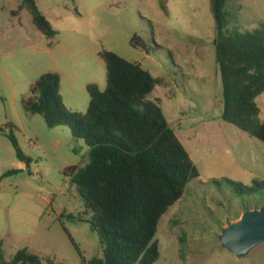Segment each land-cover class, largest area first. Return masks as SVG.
Masks as SVG:
<instances>
[{
    "label": "rangeland",
    "instance_id": "1",
    "mask_svg": "<svg viewBox=\"0 0 264 264\" xmlns=\"http://www.w3.org/2000/svg\"><path fill=\"white\" fill-rule=\"evenodd\" d=\"M57 32L47 37L22 0H0V245L11 261L20 250L43 262L90 264L102 258L100 234L69 167L89 161V147L69 125L48 126L25 110L33 83L60 76L67 111L85 116L87 85L106 88L101 51L139 63L156 79L170 126L198 168L182 198L161 217L154 264H264V243L239 256L221 241L243 214L264 206V143L222 118L223 85L216 62L211 0H35ZM230 30L252 31L264 22V0L229 3ZM139 35L146 49L131 45ZM264 117V93L257 98ZM22 152L21 162L10 140ZM239 193V194H238Z\"/></svg>",
    "mask_w": 264,
    "mask_h": 264
},
{
    "label": "trees",
    "instance_id": "2",
    "mask_svg": "<svg viewBox=\"0 0 264 264\" xmlns=\"http://www.w3.org/2000/svg\"><path fill=\"white\" fill-rule=\"evenodd\" d=\"M232 1L236 0H211L223 85L222 118L264 143V117L259 118L257 103L264 93V22L252 31L230 30ZM22 5L44 35L57 34L35 0H22ZM131 45L146 49L139 35L131 39ZM99 55L106 66V88L87 85L90 100L84 117L67 111L55 72H46L33 83L23 106L29 113L42 115L50 127L69 125L89 147L88 163L69 167L67 174L92 212L88 222L100 234L104 248L103 257L90 264H154L160 256L155 240L159 220L182 198L199 171L168 123L160 100L150 98L156 85L151 73L113 51ZM10 140L17 158L29 165L31 159L12 133ZM228 183L251 193L256 187L264 189V181L254 187ZM0 264L63 263L43 262L26 250L7 261L0 245Z\"/></svg>",
    "mask_w": 264,
    "mask_h": 264
},
{
    "label": "water",
    "instance_id": "3",
    "mask_svg": "<svg viewBox=\"0 0 264 264\" xmlns=\"http://www.w3.org/2000/svg\"><path fill=\"white\" fill-rule=\"evenodd\" d=\"M222 244L231 252L243 256L264 243V206L250 210L230 224L221 235Z\"/></svg>",
    "mask_w": 264,
    "mask_h": 264
}]
</instances>
